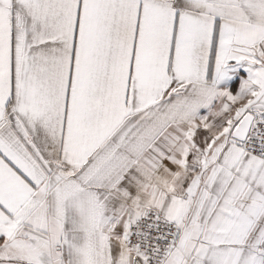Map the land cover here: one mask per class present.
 <instances>
[{"label":"snow or ice","instance_id":"6c2138e0","mask_svg":"<svg viewBox=\"0 0 264 264\" xmlns=\"http://www.w3.org/2000/svg\"><path fill=\"white\" fill-rule=\"evenodd\" d=\"M0 264H264V0H0Z\"/></svg>","mask_w":264,"mask_h":264},{"label":"crops","instance_id":"0c3cea01","mask_svg":"<svg viewBox=\"0 0 264 264\" xmlns=\"http://www.w3.org/2000/svg\"><path fill=\"white\" fill-rule=\"evenodd\" d=\"M234 63V62H232ZM237 72H239V76L235 75V74H231L229 77L221 80L220 82H218L217 84V88L220 90H223L225 88H227L229 91H231L233 94H235V92L238 90L237 89L233 92V90H231V86L232 85H239L240 79L242 78H247V72L245 71V69L243 67H240L238 69H236ZM201 114H206L207 109H200Z\"/></svg>","mask_w":264,"mask_h":264},{"label":"trees","instance_id":"16d2710c","mask_svg":"<svg viewBox=\"0 0 264 264\" xmlns=\"http://www.w3.org/2000/svg\"><path fill=\"white\" fill-rule=\"evenodd\" d=\"M238 86L239 85H232L230 89L233 90V92H234L237 89Z\"/></svg>","mask_w":264,"mask_h":264}]
</instances>
